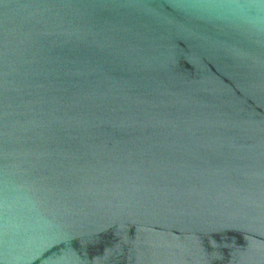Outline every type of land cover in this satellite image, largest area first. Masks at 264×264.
<instances>
[{
    "label": "water",
    "instance_id": "1",
    "mask_svg": "<svg viewBox=\"0 0 264 264\" xmlns=\"http://www.w3.org/2000/svg\"><path fill=\"white\" fill-rule=\"evenodd\" d=\"M0 264H264V0H0Z\"/></svg>",
    "mask_w": 264,
    "mask_h": 264
}]
</instances>
